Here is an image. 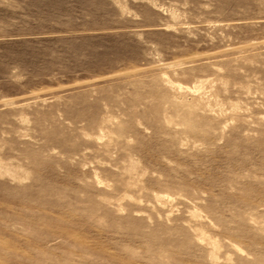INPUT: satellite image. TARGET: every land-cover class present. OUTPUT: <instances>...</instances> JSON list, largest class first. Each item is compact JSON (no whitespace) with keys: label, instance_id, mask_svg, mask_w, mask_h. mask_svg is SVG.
Instances as JSON below:
<instances>
[{"label":"rangeland","instance_id":"1","mask_svg":"<svg viewBox=\"0 0 264 264\" xmlns=\"http://www.w3.org/2000/svg\"><path fill=\"white\" fill-rule=\"evenodd\" d=\"M0 264H264V0H0Z\"/></svg>","mask_w":264,"mask_h":264}]
</instances>
